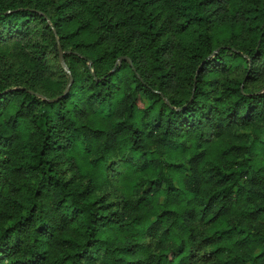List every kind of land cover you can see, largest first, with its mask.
I'll return each instance as SVG.
<instances>
[{
	"label": "trees",
	"instance_id": "16d2710c",
	"mask_svg": "<svg viewBox=\"0 0 264 264\" xmlns=\"http://www.w3.org/2000/svg\"><path fill=\"white\" fill-rule=\"evenodd\" d=\"M0 264H264V0H0Z\"/></svg>",
	"mask_w": 264,
	"mask_h": 264
},
{
	"label": "water",
	"instance_id": "95a60500",
	"mask_svg": "<svg viewBox=\"0 0 264 264\" xmlns=\"http://www.w3.org/2000/svg\"><path fill=\"white\" fill-rule=\"evenodd\" d=\"M59 61H60V64L61 66L63 67L64 70H66L69 74V82L71 81V73L69 71V68L68 66L66 65L65 61H64V57H63V52L62 50L59 48ZM69 82L67 83V85L65 86V89H64V92L67 90L68 88V85H69Z\"/></svg>",
	"mask_w": 264,
	"mask_h": 264
}]
</instances>
